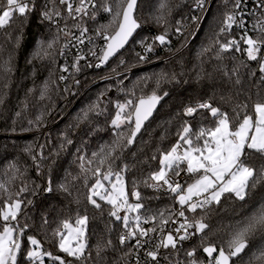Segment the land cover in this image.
<instances>
[{"label": "trees", "instance_id": "trees-1", "mask_svg": "<svg viewBox=\"0 0 264 264\" xmlns=\"http://www.w3.org/2000/svg\"><path fill=\"white\" fill-rule=\"evenodd\" d=\"M231 2L232 0L229 2V8ZM46 3H49V0H36V9L30 14L27 23H23L22 18H16L9 27L0 31V44L4 45L3 56L7 58L11 52L14 69L6 89L3 87L4 82L0 81V91L5 93L4 103L0 104V183L12 177L10 165L15 164L21 172L27 169V174L25 176L16 174V178L7 184L11 192H17L24 183H28L30 187L33 182L39 185L35 195L24 194L26 199L32 201L25 207V212L30 218L27 221L30 227L25 233V249L29 247L26 237L34 236L41 241L45 251L66 257L51 238L52 231L64 219L74 222L77 215H87L89 217L87 238L91 251L89 264H131L134 251L130 252V249L133 245L129 242L121 245L119 242L120 235L125 231L123 223L108 215L109 205L99 201L103 207V211H100L88 202L89 187L95 182V178L90 172L81 174L77 160L80 155L91 158L93 152H98L102 146L114 139L116 130L111 126V119L115 116L116 102H123L129 98L120 89L128 90L135 86L137 96L148 95L156 87V74L163 71L169 75L174 73L176 77L174 80L161 82L157 90L158 94L163 96L159 109L146 124L145 130L136 142L116 161L117 170L124 164L129 165V170L124 173L129 200L135 202V198L131 196L135 182L145 205L141 213L156 215V224H159V213L163 212L167 216L170 212H176L180 205L173 199L172 194L153 191L145 187L142 181L146 180L151 172L158 170L159 151L168 150L177 142L176 133L181 124L187 121L195 131L201 126L213 123V117L207 110L199 109L193 116H187L184 115V109L207 102L213 107H219L232 118L235 116L233 109L236 105L247 103V111L252 114L257 99H264V84H261L260 80L262 73L259 71V63L247 60V55L243 51L246 45L242 43L241 52L232 50L223 53L222 61L215 59V51L201 55L202 46L208 43L209 27H218V22L223 20V13L228 10L223 5V0L213 1L203 26L191 40L189 38L194 24H191L190 18L195 12V0H170L172 11L168 17L166 37L168 42L161 45L156 41L154 51L141 61L136 55L137 53L144 55L140 42L147 38L151 43L154 36L165 31V27L157 25L154 20L158 14L159 0H139L136 19L142 29L129 46L100 68H89L87 64L80 63L81 70L78 73L73 69L67 76L68 79L61 81L60 48L65 41L63 36L60 43L51 50L50 57L34 58L41 44L46 47L56 32V27L52 23L41 18ZM56 3L61 11H64L66 6L59 5V0H56ZM108 19V15L105 14L96 22L103 24L107 23ZM183 24L190 27L184 35H180L176 29ZM4 32L11 33V43L5 42ZM243 34V31H231L229 36L222 39L239 40ZM17 36L20 37L18 46ZM263 54L264 50L261 52V55ZM121 60L124 61L123 64L120 63ZM241 62L246 64V67L239 68L237 83L235 74L226 76L224 73L225 71L231 73L233 66L240 65ZM113 74H117L118 78H112ZM146 76H151L152 80L140 79ZM75 81H79V84ZM46 82L49 85L51 99L41 101L40 90ZM66 87L68 91L64 90ZM112 88L117 91L108 100H102L101 107L106 109L103 114L94 115L90 122L82 123L79 127H70L76 122V117L82 109L96 101L100 93L107 94ZM30 89L33 90L31 93ZM26 97L28 107L22 117L17 118L16 112L21 110ZM41 112L45 113L42 125L38 129L35 125L30 126L28 121L35 120ZM30 127L31 130H27ZM165 130L167 136L162 141L161 136L165 134ZM65 132L73 143L59 156L52 157V150L59 145ZM28 144H33L38 160L41 151L39 146H44L43 155L47 159L43 161L40 174L37 173L31 156L24 151ZM132 153L136 155L133 156ZM153 155H156L157 159H151ZM246 162L258 169L264 166V157L249 154ZM92 167H95V164ZM85 175L87 185L84 182ZM76 176H79V179L74 180ZM49 180L53 187L52 192L44 191ZM61 184H66L71 194L57 190ZM2 203L3 196L0 195V204ZM261 204H264V185L257 186L245 201L233 198L222 200L221 206L214 205V210L206 220L209 228L198 234L194 242L184 244L178 250L175 259L188 264L190 258L186 253L196 249V258L205 261L206 264L208 258L203 252V246L211 243L217 248L226 247L232 226L250 215ZM120 214L124 215L123 212ZM189 214L192 219H199L201 213L198 210L197 213ZM45 220L47 224L44 223ZM23 223L24 219L21 217V224ZM100 240L105 242L111 240V246L104 249L97 258L95 246ZM262 240L264 238L258 235L250 242L251 247L254 248ZM129 252L130 254L126 256L125 253ZM247 258V255L243 258H234L235 264H245ZM46 261L48 263L50 260L46 257ZM19 264H28V261L22 256L19 258Z\"/></svg>", "mask_w": 264, "mask_h": 264}, {"label": "snow or ice", "instance_id": "snow-or-ice-1", "mask_svg": "<svg viewBox=\"0 0 264 264\" xmlns=\"http://www.w3.org/2000/svg\"><path fill=\"white\" fill-rule=\"evenodd\" d=\"M137 2L138 0H59V5L66 6L64 11H61L56 0H49L41 12V18L52 23L56 27V32L52 39L47 42L46 47L43 43L41 44V47L34 54V58L46 59L50 57L52 55L51 50L60 43L61 36L65 39H74L78 44H83L82 37L88 31L83 26L84 18L95 20L97 15L103 12L108 15L109 19L107 23L98 25L95 36L104 43L99 47L98 52L95 50V46L93 49H89L88 54L95 57L97 62L86 65L89 68H100L123 49L136 30L141 27L134 15ZM229 2L230 0H223V5L228 10L223 13V20L218 22V27H209L208 43L202 46L201 55L215 51V59L222 61L223 53L232 50L241 52V41H243L246 45L243 51L247 55V60L259 63V71L262 73L260 80L261 84H264V55H261L262 50H264V0H259L258 6L262 9L260 15L256 16L255 11L250 13L255 16L251 25V31L255 32V36L248 34L249 30L243 19L244 13L236 11L241 8L242 0H232L230 8ZM208 3L209 0H195L194 11L206 14ZM35 9L36 0H0V31L9 27L16 18H22L23 23H27L30 14ZM157 11L158 14L154 20L157 25L164 26L165 31L154 36L151 43L148 42L147 38L140 42L143 46L144 55L141 53L136 55L141 61L146 59L147 53L154 51L156 41L161 45L168 42L166 40L168 17L172 11L170 0H159ZM61 20L64 22L63 26H61ZM69 20L73 21L71 27H69ZM190 20L191 24L197 26L195 31L198 32L203 23V17L193 15ZM233 26L244 29V34L240 39H222V37L230 35ZM189 27L190 25L183 24L176 31L180 35H184ZM72 29H76L79 36ZM190 34L194 35L195 32ZM4 38L6 43H11L10 32H4ZM19 39L20 37L17 36V46ZM89 43H93L91 37ZM67 47V42L62 44L61 54ZM3 52L4 45L0 44V81L4 82L3 87L6 89L14 70L13 56L9 52L7 58H4ZM84 59H86L84 55L76 56L72 64L75 72L78 73L81 70L79 61ZM120 63L123 64L124 61L121 60ZM240 67H246V64L241 62L240 65H234L231 73L225 71L224 74L226 76L235 74L236 82L239 83ZM62 71L67 72L68 67L65 66ZM175 78L174 73L169 75L161 71L156 74V87L148 95L137 96L135 86L133 89H120L129 98L123 102H116L115 116L111 119V126L116 130L114 139L109 144L102 146L98 152H93L91 158H86L83 155L77 157L80 173L90 172L95 178V182L89 187L88 202L100 211H103V207L98 200L110 206L108 215L117 221H121L125 228L119 237L120 244L124 245L129 240H135L130 252L151 243V238H144L149 237L150 233L157 232V216L141 213V209L145 205L142 202L141 192L136 189L135 182H133V190L131 191V196L135 198V202L129 201V192L124 179V173L129 170V165L124 164L122 168L117 170L116 161L121 159L125 150L130 149L136 142L137 136L142 134V130H145L146 123L163 99V96L159 95L157 91L161 82ZM59 79L65 81L68 77L61 75ZM140 79L150 81L152 77L146 76ZM75 83L79 84V81H75ZM64 90L68 91L67 87ZM32 91L30 89L29 93ZM49 91V85L46 82L40 90L39 98L41 101L51 99ZM105 94L106 92L100 93L96 101L82 109L76 117V122L70 127H79L82 123L90 122L94 115L103 114L106 109L102 108L101 104ZM4 95L5 93L0 91V104L4 103ZM166 95L165 92L164 96ZM22 103L23 107L16 112L17 118H21L28 107L27 97ZM199 109L207 110L213 117V123L209 126H201L195 131L187 121L181 124L176 133L177 142L170 149L159 151L158 170L151 172L148 178L142 181L147 188L157 192L163 189L172 194L173 199L180 205L178 212H170L167 216L163 212L159 213L160 235L158 241L145 253L153 264H159L161 249L176 250L179 243L190 239L195 233H204L209 228L206 220L214 210V205L221 206L222 200L233 198L238 201H245L246 197L257 186L264 185V166L257 169L246 162L249 154H258L264 157V99H257L253 105L252 114L247 111V103L237 104L233 109L235 116L230 118L228 113L219 107H213L211 103L205 102L194 107H186L184 115L193 116ZM241 113H243L242 116ZM44 115L45 113L41 112L35 120L28 121L29 125H35L38 129L43 123ZM27 130H31V127ZM166 136L167 130L161 136V140L163 141ZM72 143V139L65 132L59 145L52 150L51 156H59ZM39 147L41 149L39 160L34 153L33 144H28L24 148V151L31 156L38 174L42 171L43 161L47 159L43 155L44 146L40 145ZM77 151L79 152V149ZM132 155L135 156L136 153H132ZM151 159H157V156L153 155ZM93 164L95 167H92ZM10 169L13 171L12 177L8 181L0 183V195L3 196V203L0 204V264H19V258L22 256L26 258L28 264H45L46 257L51 261V264H89L91 251L87 238L89 221L87 215H77L74 222L64 219L52 231L51 238L55 240L58 250L72 259H66L59 255H53L50 251H45L41 241L34 236L26 237L29 247L24 248L25 233L30 227L27 222L30 218L25 212V207L32 203L31 200L25 198L24 194L35 195L39 185L33 182L30 187L28 183H24L17 192H11L7 184L16 178V174L25 176L27 169L21 172L15 164L10 165ZM181 173L192 179V182L181 183L178 179ZM73 179H79V176ZM84 182L87 185L86 175ZM105 182H107V186ZM57 190L71 194L66 184L59 185ZM44 191H53L50 180ZM198 210L201 213L199 219L190 220L186 215V212L197 213ZM121 212L124 215H121ZM174 216L182 218V222H179L178 227L165 233V226L170 222L177 223L173 219ZM21 217L24 219L23 224H21ZM44 223L47 224V221L45 220ZM148 223H152L153 226L150 228L143 227L144 224ZM190 229H194V233L189 231ZM258 235L264 238V204L256 207L250 215L232 226L226 247L217 248L211 243L203 246V252L208 257L206 264H235L234 258H243L244 255L248 257L245 264H264V240L255 245L254 248L250 244ZM110 246L111 240L98 241L95 246L97 258L100 257L104 249ZM246 250L248 251L246 252ZM130 252L125 253V255H129ZM186 255L190 258L188 264H205V261L196 258V249L188 251ZM137 264H140L139 259H137ZM145 264H148L147 260ZM175 264H181V261L177 260Z\"/></svg>", "mask_w": 264, "mask_h": 264}, {"label": "built area", "instance_id": "built-area-1", "mask_svg": "<svg viewBox=\"0 0 264 264\" xmlns=\"http://www.w3.org/2000/svg\"><path fill=\"white\" fill-rule=\"evenodd\" d=\"M213 1L214 0H209L208 5H206V14L203 13V12H199V11H195L194 12V15L203 17V23L200 26L199 30L201 29V27L204 24V21L206 19V16H207V14L209 12V9H210ZM258 5H259V0H242L241 8L236 10L238 13L241 12V11L244 13L243 19H244V21L246 23V26H247L248 30H249V32H248L249 35H253V34L255 35V32L251 31V25H252V23L255 20V16L251 15L250 13L255 11V15L256 16L260 15L262 9ZM104 15H105V13H103V12L99 13L95 20L89 19L87 17L84 18L83 26L86 27L88 29V31L84 35V37H82V39L84 40L83 44H78L74 39H71V38L65 39L64 43L67 42L68 43V47L63 50L62 54L60 52V57H61V60H62L60 68H61V74L63 76L67 77V76H69L72 73V71L74 69L72 67V64H73L76 56H78V55L86 56V59L80 60L79 64L80 63H84V64L93 63V64H95L97 62L96 58L92 57L88 53H89V49H93L94 46H95V50L98 52L99 51V47L102 46L103 43H104V41H102L101 39H99V38H97L95 36V30H96V28L99 25L96 21L99 20L100 17L101 16L103 17ZM63 23H64L63 20H61V26H63ZM68 23H69V27H71V24L73 23V21L69 20ZM196 27L197 26L194 25V28H193L192 32H195V34L194 35L191 34L189 40L194 38L197 35V33L199 32V31L198 32L195 31ZM72 31L77 36H79V32L76 29H72ZM231 31H243L244 32V29H241L238 26H233ZM90 37L93 39V43H89V38ZM189 40H188V42H189ZM241 43L244 44L243 41H241ZM148 54L149 53L146 54V58H148ZM65 66L68 67V71L67 72L62 71V69ZM111 77L117 79L118 75L117 74H113ZM116 91L117 90L115 88L110 89V91L102 97V100H104V101L108 100V98ZM178 179H180L181 183H185L190 178H188L184 173H181V176ZM151 190H153V189H151ZM153 191H155V190H153ZM159 192H166V191H164L162 189ZM130 202H132V201H130ZM179 209H180V207L177 209L176 212H178ZM186 215L189 217L190 220L192 219L190 217L189 212H186ZM173 219H175L177 221V223L173 224V223L170 222L167 226H165V228H164V232L165 233H167L169 230L174 229L175 227H178L179 222H182V218H179L178 216H175ZM152 226H153L152 223H148V224H144L143 225V227H145V228H150ZM156 227H157V232L156 233H150L149 237L144 238V239L151 238V243L145 244L144 247H142V248L133 250L134 253H133V256H132V259H131V264H137V259H139L140 264H145L146 260L148 261V264H153V262L150 260V258L146 257L145 253L148 250L151 249V247H152V245L154 243H156L158 241V237L160 235L159 224H156ZM189 231L194 233L195 230L194 229H190ZM198 234L199 233H195L194 235H192V237L190 239L179 243L176 250L161 249L160 250V256H159V264H169V261H171V264H175V262L177 261L175 259V257H176V255L178 253V250L184 244H189V243L194 242L196 240ZM174 235H175V233H174ZM128 242L131 243L133 246L135 244V240H129ZM165 257H168V259H165ZM64 258L69 259L68 257H64ZM47 264H51V261H49ZM181 264H183V263L181 262Z\"/></svg>", "mask_w": 264, "mask_h": 264}, {"label": "water", "instance_id": "water-1", "mask_svg": "<svg viewBox=\"0 0 264 264\" xmlns=\"http://www.w3.org/2000/svg\"><path fill=\"white\" fill-rule=\"evenodd\" d=\"M138 4H139V0H138V2H137V8H136L135 13H134L135 17H136V12H137V9H138ZM141 29H142V26L136 30V32L133 34V36L129 39V42L125 45V47H124L123 49H121V50H120L115 56H113V57L110 58V60L108 61V63L111 62L113 59H115L120 53H122V52H123L128 46H129V44L131 43V41L135 38V36L140 32ZM108 63H107V64H108ZM107 64H105V65H107ZM161 102H162V100H161L160 103L156 106V109L154 110L152 117H150V119H149V121H148L147 123H149V122L152 120V118L155 116L157 110L159 109V107H160V105H161ZM147 123H146V124H147ZM142 131H143V130H142ZM139 136H140V135H138L137 138H138ZM136 140H137V139H136ZM206 230H207V229H206ZM206 230H205V231H206ZM199 234H202V233H199ZM204 254L206 255V253H204ZM206 256H207V255H206ZM207 258H208V257H207Z\"/></svg>", "mask_w": 264, "mask_h": 264}, {"label": "rangeland", "instance_id": "rangeland-1", "mask_svg": "<svg viewBox=\"0 0 264 264\" xmlns=\"http://www.w3.org/2000/svg\"><path fill=\"white\" fill-rule=\"evenodd\" d=\"M264 55V54H263ZM192 182V179L189 181V182H187V183H191ZM106 183V186H107V182H105ZM98 202H99V200H98ZM135 215V214H134ZM37 239V238H36ZM45 264H47V261H46V258H45Z\"/></svg>", "mask_w": 264, "mask_h": 264}]
</instances>
